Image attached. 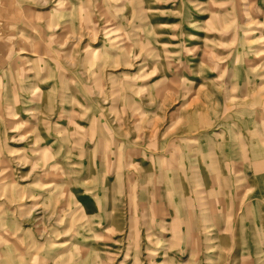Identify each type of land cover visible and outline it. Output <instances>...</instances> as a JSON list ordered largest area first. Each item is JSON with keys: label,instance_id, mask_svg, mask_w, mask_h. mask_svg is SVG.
I'll return each instance as SVG.
<instances>
[{"label": "rangeland", "instance_id": "1", "mask_svg": "<svg viewBox=\"0 0 264 264\" xmlns=\"http://www.w3.org/2000/svg\"><path fill=\"white\" fill-rule=\"evenodd\" d=\"M0 264H264V0H0Z\"/></svg>", "mask_w": 264, "mask_h": 264}]
</instances>
